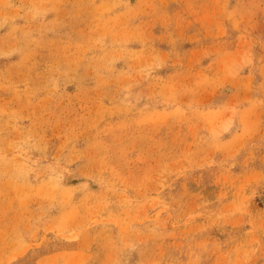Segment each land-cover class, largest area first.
Here are the masks:
<instances>
[{"label":"rangeland","instance_id":"rangeland-1","mask_svg":"<svg viewBox=\"0 0 264 264\" xmlns=\"http://www.w3.org/2000/svg\"><path fill=\"white\" fill-rule=\"evenodd\" d=\"M0 264H264V0H0Z\"/></svg>","mask_w":264,"mask_h":264}]
</instances>
